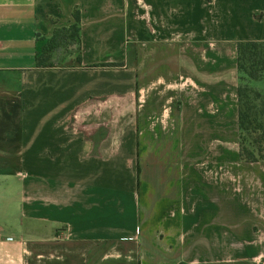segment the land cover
<instances>
[{"label": "crops", "instance_id": "obj_1", "mask_svg": "<svg viewBox=\"0 0 264 264\" xmlns=\"http://www.w3.org/2000/svg\"><path fill=\"white\" fill-rule=\"evenodd\" d=\"M76 8L80 65L36 66ZM248 40L264 0H0V264H264Z\"/></svg>", "mask_w": 264, "mask_h": 264}, {"label": "trees", "instance_id": "obj_2", "mask_svg": "<svg viewBox=\"0 0 264 264\" xmlns=\"http://www.w3.org/2000/svg\"><path fill=\"white\" fill-rule=\"evenodd\" d=\"M72 23L66 27L55 28L52 36L46 39L36 53L35 63L38 67H53L46 61L49 48L55 46L58 38L70 31L77 44L74 57L63 66L80 65L79 51L80 11L76 8L71 13ZM128 63L136 58L134 44L127 45ZM236 63L238 71H243L251 79H260L264 74V41H239L237 43ZM121 62L98 63L92 66H119ZM237 124H238V158L242 161H264V93L257 89L238 86L237 88Z\"/></svg>", "mask_w": 264, "mask_h": 264}, {"label": "rangeland", "instance_id": "obj_3", "mask_svg": "<svg viewBox=\"0 0 264 264\" xmlns=\"http://www.w3.org/2000/svg\"><path fill=\"white\" fill-rule=\"evenodd\" d=\"M65 35L58 38V42L52 48H49L46 53V61L53 66H63L70 58L74 57V52L77 51V44L73 37H70V31H65ZM239 85L248 88L257 89L264 93V74L260 79H251L243 71L239 74ZM264 261V255L256 259Z\"/></svg>", "mask_w": 264, "mask_h": 264}]
</instances>
